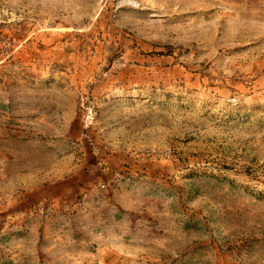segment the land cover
<instances>
[{
    "label": "rangeland",
    "instance_id": "rangeland-1",
    "mask_svg": "<svg viewBox=\"0 0 264 264\" xmlns=\"http://www.w3.org/2000/svg\"><path fill=\"white\" fill-rule=\"evenodd\" d=\"M0 264H264V0H0Z\"/></svg>",
    "mask_w": 264,
    "mask_h": 264
},
{
    "label": "crops",
    "instance_id": "crops-1",
    "mask_svg": "<svg viewBox=\"0 0 264 264\" xmlns=\"http://www.w3.org/2000/svg\"><path fill=\"white\" fill-rule=\"evenodd\" d=\"M99 162H104L103 160H100V158L98 159ZM84 172V167H82L80 173ZM61 184H57L56 186H54V188H50V191L48 194H45L46 197H48L51 200H54L56 203H59L61 201H63L64 199H66V196L68 195V190H66V188L61 187ZM112 196V195H111ZM106 201L109 202H116V193L113 192V197H107ZM103 215H107V213H103ZM116 216V213H115Z\"/></svg>",
    "mask_w": 264,
    "mask_h": 264
}]
</instances>
